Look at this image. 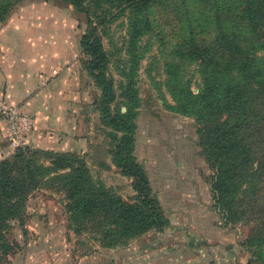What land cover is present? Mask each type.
Wrapping results in <instances>:
<instances>
[{
    "label": "rangeland",
    "instance_id": "1",
    "mask_svg": "<svg viewBox=\"0 0 264 264\" xmlns=\"http://www.w3.org/2000/svg\"><path fill=\"white\" fill-rule=\"evenodd\" d=\"M35 1L41 0H0V23ZM46 1L68 8L80 38L84 30L99 39L115 94L110 110L126 113L133 125L129 157L142 170L166 224L121 244H104L117 222V201L138 205L140 195L115 162L122 133L104 123L96 105L100 89L90 77L89 104L76 118L80 146L38 152L27 146L23 153L32 154L33 165L14 163L16 173L13 168L10 174L29 177L32 186L18 215L2 222L0 264H260L255 260L259 250L264 255V131L246 118L231 127L225 114L206 123L208 115L199 120L179 110L184 89L196 94L203 83L202 66L174 53L187 34L180 28L185 8L192 10L196 2L161 0L136 12L129 0H77V9L64 0ZM133 20L141 29L134 40ZM14 153L0 162H13ZM24 166L25 174L18 173ZM69 178L78 181L69 184ZM75 185L81 190L75 196L94 203L84 215L82 207L69 208Z\"/></svg>",
    "mask_w": 264,
    "mask_h": 264
},
{
    "label": "trees",
    "instance_id": "2",
    "mask_svg": "<svg viewBox=\"0 0 264 264\" xmlns=\"http://www.w3.org/2000/svg\"><path fill=\"white\" fill-rule=\"evenodd\" d=\"M64 1L73 4L76 9L80 6L77 0ZM129 1L128 7H133L138 12L147 4L151 3L150 8L154 2L161 0ZM192 1L196 2V7L192 10L185 8L184 20L180 25L187 34L178 48H174V53L202 66L203 83L196 94L184 89L179 110L188 114L195 113L199 120L205 117L204 114L208 115L205 117L206 123L213 122L214 119L219 121L225 114L231 120L224 123L231 127H237L239 119L246 118V123L251 127L264 131L256 120L261 118L260 121L264 122V54L259 57L256 53L264 51V0H211L210 4L206 3L207 0ZM2 19L1 16L0 21ZM132 29L135 32L131 35L134 40L141 32L136 20L132 22ZM204 35L212 38H199ZM79 45L85 57L82 59V66L100 89L96 105L104 123L122 133L116 144L115 162L126 175L133 178L132 187L140 195L138 205L117 201L120 205L117 222L115 219L112 221L111 238L104 243L112 246L123 243L149 227H162L166 220L147 190L142 170L129 157L133 142L131 121L126 113H113L110 110L115 94L112 80L104 72L108 61L106 53L99 39L84 30ZM245 136L251 137L252 134L245 132ZM26 147L15 150L13 162H0V227L5 220L18 215L21 198L30 186L29 177L23 181L10 174L16 167L14 163L33 165L32 154L27 156L23 153ZM26 170L27 167L24 166L19 168L18 173L24 171L25 174ZM65 180L69 184L71 181H78L72 178ZM79 191V185H75L72 195H69L73 198L69 208L76 210L82 207L84 215L94 203L85 200L84 196H75L79 195ZM223 208L230 213L228 203ZM255 261L264 264L261 250L257 252Z\"/></svg>",
    "mask_w": 264,
    "mask_h": 264
},
{
    "label": "crops",
    "instance_id": "3",
    "mask_svg": "<svg viewBox=\"0 0 264 264\" xmlns=\"http://www.w3.org/2000/svg\"><path fill=\"white\" fill-rule=\"evenodd\" d=\"M31 4L0 23V94L33 119L27 146L69 151L82 143L76 118L89 104L81 31L67 7L46 0ZM7 133L1 120L0 159L13 151Z\"/></svg>",
    "mask_w": 264,
    "mask_h": 264
},
{
    "label": "built area",
    "instance_id": "4",
    "mask_svg": "<svg viewBox=\"0 0 264 264\" xmlns=\"http://www.w3.org/2000/svg\"><path fill=\"white\" fill-rule=\"evenodd\" d=\"M4 120L8 126L6 140L8 145L16 150L27 146V139L32 130L33 119L19 111L18 107L10 104L0 94V121Z\"/></svg>",
    "mask_w": 264,
    "mask_h": 264
}]
</instances>
